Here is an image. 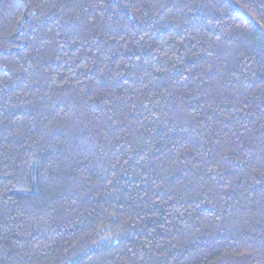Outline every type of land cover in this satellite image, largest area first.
Segmentation results:
<instances>
[{
    "label": "trees",
    "instance_id": "trees-1",
    "mask_svg": "<svg viewBox=\"0 0 264 264\" xmlns=\"http://www.w3.org/2000/svg\"><path fill=\"white\" fill-rule=\"evenodd\" d=\"M0 264H264V0H0Z\"/></svg>",
    "mask_w": 264,
    "mask_h": 264
}]
</instances>
